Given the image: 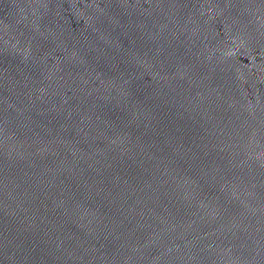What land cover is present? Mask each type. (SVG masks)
Returning <instances> with one entry per match:
<instances>
[{
	"label": "water",
	"instance_id": "95a60500",
	"mask_svg": "<svg viewBox=\"0 0 264 264\" xmlns=\"http://www.w3.org/2000/svg\"><path fill=\"white\" fill-rule=\"evenodd\" d=\"M0 264H264V0H0Z\"/></svg>",
	"mask_w": 264,
	"mask_h": 264
},
{
	"label": "clouds",
	"instance_id": "9594fccd",
	"mask_svg": "<svg viewBox=\"0 0 264 264\" xmlns=\"http://www.w3.org/2000/svg\"><path fill=\"white\" fill-rule=\"evenodd\" d=\"M233 43H235V47L234 48H229L225 53H224V55L225 56H230V55H234V53H235V51L239 48V47H241V46H243V41H240L239 43H236L235 41H233Z\"/></svg>",
	"mask_w": 264,
	"mask_h": 264
}]
</instances>
